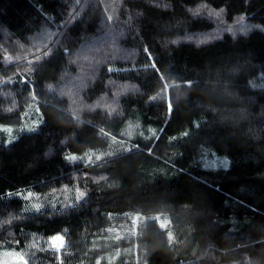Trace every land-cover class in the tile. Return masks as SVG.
I'll return each mask as SVG.
<instances>
[{"label": "trees", "instance_id": "1", "mask_svg": "<svg viewBox=\"0 0 264 264\" xmlns=\"http://www.w3.org/2000/svg\"><path fill=\"white\" fill-rule=\"evenodd\" d=\"M34 102L38 129L0 142L1 250L96 264L110 214L162 213L173 243L147 221L116 264H264V0H0V124ZM109 137L128 145L69 159ZM69 186L87 196L66 209L2 198Z\"/></svg>", "mask_w": 264, "mask_h": 264}, {"label": "rangeland", "instance_id": "2", "mask_svg": "<svg viewBox=\"0 0 264 264\" xmlns=\"http://www.w3.org/2000/svg\"><path fill=\"white\" fill-rule=\"evenodd\" d=\"M184 94L182 87L173 88L170 91L171 101H176L177 97L181 98ZM39 106L36 102L30 104L26 111L21 115L14 124L3 125L0 124V142L5 144L13 143L18 137L24 133H31L38 129L42 119ZM126 139H119L109 137L108 148L105 152L90 151L82 155H71L72 160L78 163L91 164L105 157L116 155L123 148L127 147ZM212 153V154H211ZM209 154V153H208ZM208 159H203V166L208 169H228L230 167V159L226 156H218L210 150ZM227 160V167L219 166L221 160ZM83 192L84 195L80 196ZM86 192L76 187H64L59 192L55 193H37L29 188H20L2 195L4 199H18L22 202V210L24 213H36L48 209H66L77 205L80 201L85 199ZM114 222L103 230V235L96 238L91 244L92 249L101 250L102 253L97 257L96 264H116L121 256L127 252L126 248L119 246L123 240H129L135 237L140 228L147 221H155L161 229L168 232L169 240L173 243L175 240L173 232H171V221L169 217L162 213H141L132 212L125 214H110ZM53 238H58L57 243L62 246L57 248L52 246L51 241ZM50 249L60 252L64 249L65 239L62 235H54L47 239ZM32 262L27 259L21 251L17 249H0V264H31Z\"/></svg>", "mask_w": 264, "mask_h": 264}, {"label": "snow or ice", "instance_id": "3", "mask_svg": "<svg viewBox=\"0 0 264 264\" xmlns=\"http://www.w3.org/2000/svg\"><path fill=\"white\" fill-rule=\"evenodd\" d=\"M69 159H73V157H69ZM227 164H228V161L225 160V159H223V160H221V161L219 162V166H222V167H227ZM83 195H84V193L81 192V193H80V196H83ZM57 239H58V238H53L52 241H51V244H52V246L59 248V247H61L62 245L57 243Z\"/></svg>", "mask_w": 264, "mask_h": 264}]
</instances>
